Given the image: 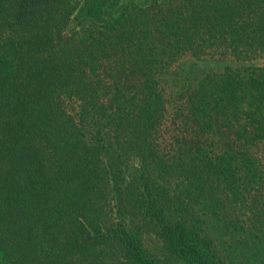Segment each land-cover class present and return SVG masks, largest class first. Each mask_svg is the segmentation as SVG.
<instances>
[{"label": "trees", "instance_id": "trees-1", "mask_svg": "<svg viewBox=\"0 0 264 264\" xmlns=\"http://www.w3.org/2000/svg\"><path fill=\"white\" fill-rule=\"evenodd\" d=\"M260 143L264 0H0V264H264Z\"/></svg>", "mask_w": 264, "mask_h": 264}, {"label": "rangeland", "instance_id": "rangeland-1", "mask_svg": "<svg viewBox=\"0 0 264 264\" xmlns=\"http://www.w3.org/2000/svg\"><path fill=\"white\" fill-rule=\"evenodd\" d=\"M168 116H169V113H165V117L163 119V127H165L162 133L163 136H166L167 132H170L174 130L175 128L172 125V123H169ZM215 147L217 146H214V148ZM256 153L258 156L257 157L258 168L261 170V173H262V181L260 185L252 184V188L249 190V192L251 191L258 192L259 196L256 198H252L254 199L253 205L251 204L252 199L246 202V200L249 199L247 195L244 198L240 199V202H243L242 204H239L238 202L235 204H227V207H228L227 214L228 215H226L225 217L226 224L219 225V223H222V222H219L216 225L215 222H213L210 225V228L208 230V234L214 237L215 242L218 244V248H221L223 252H226V253H229L230 251H232L235 254V250L233 249L234 244H235L234 243L235 237L234 238L232 237V235H234L235 233H234V230L231 231L229 229L230 221L234 222V219H236L239 225H242L245 229H247V231L244 232L243 235L245 233L247 234V232H250L252 236L258 235L259 237H261V234H262L260 231L257 232V227L260 222H264V199H263L264 197L263 196L264 195L263 194L264 193V144L260 143V145L257 144L255 146V149L253 150V154L256 155ZM253 206L255 207L252 210ZM249 207L251 208V211L249 210ZM254 240H256V238ZM246 255L249 258L253 256L252 254L249 253V251L248 253H246ZM241 258H244V257L241 256Z\"/></svg>", "mask_w": 264, "mask_h": 264}]
</instances>
